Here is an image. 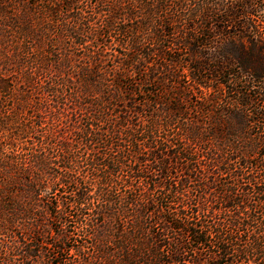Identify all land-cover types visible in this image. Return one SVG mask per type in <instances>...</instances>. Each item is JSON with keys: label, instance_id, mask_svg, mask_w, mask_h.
<instances>
[{"label": "trees", "instance_id": "trees-1", "mask_svg": "<svg viewBox=\"0 0 264 264\" xmlns=\"http://www.w3.org/2000/svg\"><path fill=\"white\" fill-rule=\"evenodd\" d=\"M0 264H264V0H0Z\"/></svg>", "mask_w": 264, "mask_h": 264}, {"label": "rangeland", "instance_id": "rangeland-1", "mask_svg": "<svg viewBox=\"0 0 264 264\" xmlns=\"http://www.w3.org/2000/svg\"><path fill=\"white\" fill-rule=\"evenodd\" d=\"M263 16V15H262Z\"/></svg>", "mask_w": 264, "mask_h": 264}]
</instances>
